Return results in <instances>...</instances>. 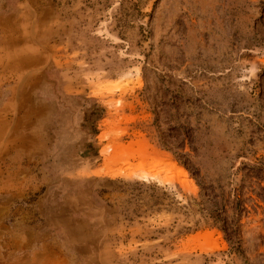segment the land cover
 I'll return each mask as SVG.
<instances>
[{"label":"rangeland","instance_id":"1","mask_svg":"<svg viewBox=\"0 0 264 264\" xmlns=\"http://www.w3.org/2000/svg\"><path fill=\"white\" fill-rule=\"evenodd\" d=\"M0 264H264V0H0Z\"/></svg>","mask_w":264,"mask_h":264},{"label":"bare ground","instance_id":"2","mask_svg":"<svg viewBox=\"0 0 264 264\" xmlns=\"http://www.w3.org/2000/svg\"><path fill=\"white\" fill-rule=\"evenodd\" d=\"M103 152V151H102ZM159 163V162H158ZM160 163H162V162H160ZM159 165V164H158ZM167 165V164H166ZM175 168V167H174ZM114 171L113 170H110V171H108V173H113Z\"/></svg>","mask_w":264,"mask_h":264}]
</instances>
